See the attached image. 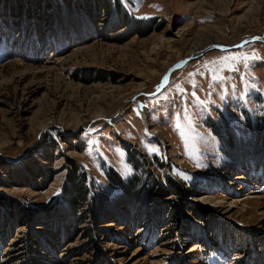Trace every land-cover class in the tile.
Masks as SVG:
<instances>
[{
  "label": "rangeland",
  "instance_id": "rangeland-1",
  "mask_svg": "<svg viewBox=\"0 0 264 264\" xmlns=\"http://www.w3.org/2000/svg\"><path fill=\"white\" fill-rule=\"evenodd\" d=\"M25 1L22 9L28 8L36 23L21 10V18L14 14L16 0H0V162L21 164L23 172L35 158L53 175L37 190L15 186L0 168V264H21L31 254L17 243L28 228L16 224L9 200L29 209V225L38 224L48 215L41 210L56 206L62 195L69 161L85 182L91 180L93 193L113 197L121 186L107 178L109 169L130 179L132 163H140L142 155L170 195L155 197L141 228L131 221L142 215L134 206L116 213L114 203L108 204L107 214L133 227L106 220L93 256L81 250L87 243L83 227L73 224L71 230V212L56 209L55 218L66 222L53 226L64 229L63 237L45 227L34 231L51 237L56 248L64 240L57 253L66 259L59 262L53 248L34 259L92 264L100 248L113 264H264V206L255 205L264 203V171L255 163L264 161V151L245 142L248 127L264 119V42L259 40L264 39V0H121L129 12L127 27L115 10L97 19L93 6H63L49 12L53 35L45 32L48 24L41 30L31 9L34 0ZM199 35L208 40L198 48L213 41L225 51L205 48L208 52L192 58ZM40 40L48 43L40 48ZM242 55L249 58L247 66L235 64L237 71L215 66L221 80L213 81L204 67ZM173 62L181 67L173 69ZM230 138L236 144H229ZM45 145L53 149L54 163L38 155L46 153ZM149 172L141 178L149 181ZM165 207L175 208L180 225L191 229L189 238L171 234V222L161 216ZM191 208L206 211L199 214L210 224ZM203 235L205 244L197 240Z\"/></svg>",
  "mask_w": 264,
  "mask_h": 264
},
{
  "label": "trees",
  "instance_id": "trees-1",
  "mask_svg": "<svg viewBox=\"0 0 264 264\" xmlns=\"http://www.w3.org/2000/svg\"><path fill=\"white\" fill-rule=\"evenodd\" d=\"M25 2V3H24ZM27 6V1L25 0H16V3H14L15 6V11H17L14 14H17L18 18L20 16V10L21 12L23 11L24 17L25 19H29V21H34L36 23L37 20L31 19V14H30V10H28V8H24L22 9L24 6ZM14 6H11V8L13 9ZM68 7L67 9H70V7L74 8H84L89 6H93L92 10L96 9L97 12V19H99L100 14H111V11L115 10L117 12V14L121 17V25H128L129 23V12L126 11L124 3H122L121 0H34L33 3V8H31L32 10H34V14L38 16L39 20L41 21V25L40 28L43 31L44 26H46V24H48V30L46 28L45 32H50V34H54L55 33V28L52 29L51 23L49 21V19H52V17H50V10H61L62 7ZM10 8V9H11ZM87 10V9H86ZM47 11V12H46ZM48 13V14H46ZM100 22H98V20L94 21V26L95 29L94 31L96 33H98V31H100V26L99 25ZM26 28V27H24ZM27 29V28H26ZM60 29V28H59ZM28 30H26V34L28 35ZM44 32V31H43ZM64 34V32H63ZM28 39H25V41L27 42ZM39 41V40H38ZM47 41H43V43L40 40L39 43V47L43 48V44H47ZM43 46H42V45ZM52 44L46 46L44 49H48ZM60 46H57L55 49L59 50ZM262 118V117H261ZM260 121V123H254L251 124L252 127H248V129L250 130V132H248L250 134L249 138L246 139L245 142L251 140V142H249L250 145H253V147L255 148V145L257 144L258 149L264 151V119H258ZM257 122V120H256ZM247 126L246 125V130H247ZM234 139H228V143H234L236 144V141ZM48 144V143H47ZM46 147V148H45ZM45 150L48 149L45 145ZM135 153V152H134ZM137 156V153H135ZM39 156L42 157V159L45 162L50 163H54L56 161L55 155H54V151L53 149H48L46 150V153H39ZM141 156V155H140ZM139 157V156H138ZM39 159V158H37ZM257 166H259L261 168V170L263 169L264 171V161H257L255 162ZM3 162H0V168L2 170L6 171V175H11V177L13 178V180H15V182L13 181V184H15V186H25V187H29L31 189H44L47 187L48 182L51 181V177L53 175L52 171L49 169H46L44 166H42L40 164V162L38 160H36L35 158L30 159V164L28 165V167L23 171L20 172L21 169V164H19L18 166H7V164H4ZM69 166L68 168L66 167L65 170H67L68 174L66 176V180H65V186L63 188V192L62 195L59 196V198H57L55 204H57L56 206H48V207H44L41 211L44 212L45 216L46 214L50 215V216H46L47 219L43 220H39L38 224H34V225H29V221H30V217H29V209L26 208L25 205L21 204V203H16L15 200H9L8 206L9 209H11L12 211V207L15 208L14 209V213H16V219H14V221H16V224H20L22 223L20 226H25L26 228H28L27 232L23 233L22 236L20 237V239L18 240L17 243L22 244L24 250L27 251V253H31L30 254V258L28 257V260H24L21 264H41L40 261L38 259H34V254L38 253L40 250H44L46 253H49L50 249L53 248V252H51L52 254H54L57 258V260H59V262L63 261L64 259H59V254L57 253L59 248L62 245V242H64V240H62V242L58 245V247L56 248V246L54 247L52 243H50L51 241V237H47L42 233L36 232L34 231V228L37 227H45L47 230L49 229V231L55 233V235L57 237H59L60 239L63 237V230L61 229L60 232V227L59 226H53L54 222L57 223H64L66 221L64 220H60L55 218L56 213L58 212V210L56 209H60L61 211H70L71 214L68 216L67 220H69L71 222V230L74 229V227H72V225H76L77 226H82L83 227V231L85 233V235H83V239L87 240L86 245H84L82 247V251L90 254L94 256V252L96 249V244L99 241V238L97 237L99 234V232H101V226L105 225V221L108 219H112V222L114 224H120L123 223V226H132L133 227V223H134V228L138 227L141 228V222H143L144 220L146 221L148 214V207H150L153 204L157 203V200L155 199V197H169V193L168 190L163 188L162 185H160L158 183V180H156L153 176L152 173L149 172V167L146 166V161H145V157L142 155L141 156V162L140 163H132L135 167V173L132 176V178L124 180L122 179L119 175H117L116 171L114 169H109L110 170V174L107 175V178L109 180L112 181H116L115 185H119L121 186V192L113 197H110V199H108L109 197L107 196H103L102 193L97 195L96 193H93L92 190H90L89 185L93 183L89 182V185L87 180L85 182V180H83V177L81 176V174H84L83 172L81 173L80 168L74 164L73 162L69 161ZM148 167V168H147ZM151 175V179L149 181L147 180H143V178H141L140 175H142L144 173V175L146 176L147 174ZM264 176V174H263ZM146 181V182H145ZM150 182V183H148ZM154 184V185H153ZM146 187V192L144 190V187ZM94 187V185H93ZM95 189V188H94ZM176 192H179L176 190ZM172 195V194H171ZM181 195V194H180ZM127 203H126V202ZM114 203V204H112ZM108 204H112L114 205V210L116 211V213H119V210H123L124 212L127 211L128 209H125L127 207H133L134 210H136V212L140 211L141 212V216H138V219H135V217L131 220L132 222H127L126 220H118L115 216H111L110 213L107 214L106 212V207H108ZM111 205V206H112ZM136 207V208H135ZM123 208V209H122ZM166 208V207H165ZM165 208L162 209V214L161 216L164 215L166 216L165 220L168 222H171L168 226L171 227V234L175 235L177 234H181L183 235L185 238H189L191 235V229H185L186 227H182V225H180V222L178 221V215L175 213V208L173 207H168L166 208L167 210H165ZM184 208V207H183ZM139 209V210H138ZM192 212L195 214V216L200 219L199 221H205L204 223H209L210 221H207L206 219V215L200 213L199 211L201 210V208L198 209V212L195 210V208H191ZM208 210V208H206ZM113 211V210H112ZM203 213L206 211L201 210ZM33 212V211H32ZM128 212V211H127ZM134 211H132L133 214ZM13 213V211H12ZM31 213V212H30ZM34 213V212H33ZM55 213V214H54ZM54 214V215H53ZM160 214V213H159ZM201 215V217H200ZM160 215H158L159 217ZM160 216V217H161ZM128 217V216H127ZM182 218V216H181ZM7 219V218H6ZM144 221V222H145ZM32 222V221H31ZM111 222V223H112ZM19 226V227H20ZM149 226V224H148ZM201 226H203V224H201ZM212 226H210L208 228V230L211 228ZM14 228V225H13ZM165 228V227H164ZM197 228V227H196ZM69 229V228H68ZM66 230V229H65ZM235 231H232V233ZM147 233L143 234L146 235ZM142 235V236H143ZM241 236L242 235H238ZM258 237V236H257ZM50 240H49V239ZM204 235L201 236V239H197L198 242H201L203 244H205L204 241ZM193 239V238H191ZM212 239V238H211ZM252 238L250 237V240ZM259 239V238H258ZM260 240V239H259ZM213 241V239H212ZM245 242V241H244ZM44 243V244H43ZM50 243V244H49ZM247 243V242H246ZM245 245V243H244ZM251 245H253V243L251 242ZM250 245V246H251ZM255 246V245H253ZM249 247V246H248ZM247 247V248H248ZM237 249L240 250L239 247H236ZM31 249L34 250L33 252H31ZM98 249V248H97ZM243 249V248H242ZM241 249V253L243 255V257L246 256V251ZM250 254V251L247 252ZM255 253V252H254ZM39 254V253H38ZM27 255V254H26ZM250 256V255H249ZM40 255L37 257L39 258ZM27 258V257H26ZM25 258V259H26ZM96 264H113L111 259L108 256L107 252H104L103 250H100L99 248V255L97 257V260L95 261ZM94 261L92 262V264L95 263ZM91 262L88 261L86 262V264H90Z\"/></svg>",
  "mask_w": 264,
  "mask_h": 264
},
{
  "label": "snow or ice",
  "instance_id": "snow-or-ice-1",
  "mask_svg": "<svg viewBox=\"0 0 264 264\" xmlns=\"http://www.w3.org/2000/svg\"><path fill=\"white\" fill-rule=\"evenodd\" d=\"M253 58H255V57H253ZM248 59L249 58L247 56H244V55H242L240 57H236V56L223 57L221 60L211 61V62L205 64L204 67L209 73H211L212 80L217 81V80L223 79V77L218 74V70L215 67L216 65H223V67L219 69L220 72H222L224 70V68H227L228 70H231V71H237L238 69L235 67V64L243 62L245 64V66H247V60ZM165 80H167V77H165ZM193 86L195 87L194 82H193ZM177 89H178V91H181V92L183 91L179 85L177 86ZM180 127H181V125L179 123H177L176 124L177 130H179Z\"/></svg>",
  "mask_w": 264,
  "mask_h": 264
},
{
  "label": "bare ground",
  "instance_id": "bare-ground-1",
  "mask_svg": "<svg viewBox=\"0 0 264 264\" xmlns=\"http://www.w3.org/2000/svg\"><path fill=\"white\" fill-rule=\"evenodd\" d=\"M256 4H257V2H256ZM199 39H197V41H196V43H195V45H194V48L191 50V52L189 53L190 55H193V56H195V57H192V58H196L197 56H199V55H202V54H204V53H206V52H201V50H205V48L206 49H208V48H212L213 47V41H210V42H208V44L206 45V46H202V47H197L198 46V44L199 43H201V42H203L204 40L205 41H207L208 40V37L206 38V39H204V37H201L200 35L199 36H197ZM259 40H261V41H263L264 42V39H259ZM205 44V43H204ZM181 59V58H180ZM179 58L178 59H176V61H178V60H180ZM174 61V60H173ZM175 62V61H174ZM174 62L173 63H171V65L170 66H173L174 65ZM181 64L182 63H180L179 65H177V66H175L174 65V67H173V69H176V68H180L181 67ZM176 67V68H175ZM173 69H171V71H169V72H172V70ZM168 75H166L165 77H167ZM164 81H168V78H167V80H164ZM154 135H156V134H154ZM256 205V207H261V205H263L264 206V203H257V204H255Z\"/></svg>",
  "mask_w": 264,
  "mask_h": 264
},
{
  "label": "water",
  "instance_id": "water-1",
  "mask_svg": "<svg viewBox=\"0 0 264 264\" xmlns=\"http://www.w3.org/2000/svg\"><path fill=\"white\" fill-rule=\"evenodd\" d=\"M256 40H258V39H256ZM256 40H251L250 42H255ZM236 48H239V47H236ZM213 49H216V50H220V51H225V50H223V49H221V48H219V47H217V46H213L212 48H210V51H213ZM209 50V49H208ZM208 50H205L204 52H208ZM227 51H228V49H227ZM203 55V54H202ZM190 59H192V58H190ZM188 61V60H187ZM170 73V72H169Z\"/></svg>",
  "mask_w": 264,
  "mask_h": 264
}]
</instances>
